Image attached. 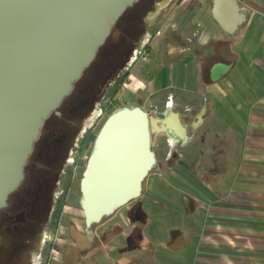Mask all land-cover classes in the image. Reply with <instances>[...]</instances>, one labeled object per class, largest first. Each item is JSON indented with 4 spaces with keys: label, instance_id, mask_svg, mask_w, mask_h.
I'll return each instance as SVG.
<instances>
[{
    "label": "rangeland",
    "instance_id": "1",
    "mask_svg": "<svg viewBox=\"0 0 264 264\" xmlns=\"http://www.w3.org/2000/svg\"><path fill=\"white\" fill-rule=\"evenodd\" d=\"M175 2L176 0H160L158 3H163L164 7L152 21L149 19V30L156 34L149 45V61H138L129 65L133 45L115 74L108 79L91 104L86 105V112L78 120L68 142L66 153L70 150V154L63 158L61 169L59 168L61 173L53 193L58 203L49 211L43 221L42 231L39 232V239L35 240L38 241L39 251L36 252L38 255L33 264H187L181 262L179 257L176 258L177 252L189 257L195 254L193 242L196 240L198 243L201 234L197 227L202 222L200 218L209 211L214 224L220 225L221 199L226 195L229 180L236 173L240 153L243 118L236 113V106L231 107L232 100L240 95L242 103L248 105V102L254 99L255 70L262 69L263 64L260 60L252 58L251 54L241 55L239 65L232 72L219 82L211 83L208 71L213 60L237 63L238 56L222 53L216 47H206L205 35L198 32L197 36H192L189 28L177 27L184 17L181 11L173 18L167 31L168 38L172 35L177 38L178 44L168 45L173 48H164L160 46L161 43L157 44L165 36L158 23L159 17L164 10L171 14ZM174 21L177 24H174ZM175 29L178 34L173 35L172 32L176 33ZM158 33L161 35L157 36ZM154 44L157 48H153ZM181 50L185 52L180 53ZM195 59H198L200 64H197ZM198 65H201V86L197 84ZM134 68H141L138 82L128 79ZM185 83L188 91L184 94L185 99H180L178 94L186 86ZM168 87L171 89H167ZM212 91L220 98L219 112L212 117L208 109L210 120L196 133L188 129L186 143L177 141L162 124V133H151V149L155 160L134 201H140L146 191L149 194H162L157 198L150 195L153 200H158V203L150 200V204L158 207L162 214L158 218L151 215L148 221L151 224L150 232L154 221H160L164 225L165 234L160 236V242L156 238L147 237V230L143 232L139 229L141 222L134 225L136 218L132 214L128 219L127 216L125 218L119 215L120 207L100 222H93L88 226L82 215L85 182L96 154L92 153L93 144L98 141L106 124L117 115L132 111L145 113L150 121L155 118L162 122L171 109L189 120L199 114L201 109H206L205 100L209 99ZM242 103L239 104L242 106ZM196 106L202 107L195 110ZM90 116L95 119L89 124L90 128H85ZM86 141H90L91 145L83 152ZM155 210L157 211V208ZM189 215H192L194 220H190ZM129 218L133 219V222H130ZM218 226H215L209 236V240L215 241L216 244L221 242V230L216 228ZM72 227L81 233L90 232L94 245L92 250L84 252L79 260L66 263V252L75 245L71 237ZM174 234H177V237L172 239ZM190 244H193L191 248L189 246L185 249ZM132 245L135 247L126 252L125 248L130 249ZM204 248L205 246L202 247ZM174 254H177V260L168 256ZM221 257L219 246H214L212 254H205L199 249V263L221 264L224 262Z\"/></svg>",
    "mask_w": 264,
    "mask_h": 264
},
{
    "label": "water",
    "instance_id": "2",
    "mask_svg": "<svg viewBox=\"0 0 264 264\" xmlns=\"http://www.w3.org/2000/svg\"><path fill=\"white\" fill-rule=\"evenodd\" d=\"M138 1L0 0V210L24 180L45 122L59 114L118 20ZM230 70L215 64L210 81Z\"/></svg>",
    "mask_w": 264,
    "mask_h": 264
},
{
    "label": "crops",
    "instance_id": "3",
    "mask_svg": "<svg viewBox=\"0 0 264 264\" xmlns=\"http://www.w3.org/2000/svg\"><path fill=\"white\" fill-rule=\"evenodd\" d=\"M226 1L176 0L173 12L167 14V10H164L158 20L160 29L164 30L165 36L157 44L161 43L160 46L164 48H173V46H168L172 45L171 43H174V45L178 44L177 38H174L172 35V39L170 37L168 38L169 35L167 34L169 33L167 31L173 18L182 13L181 15H184V17L182 18L183 20L181 19L178 22L179 25L174 21L177 27L189 28L192 36H197L198 32L201 35H205L206 47H216L222 53L226 52L227 54H236L238 56L237 63L224 62L220 59L213 60L208 71V78L212 67L217 63L231 65L229 73L232 72L239 65L241 55L251 54L252 58L254 57L256 60H260L263 64L262 69L255 70V80L253 81L254 99L252 98L248 102L249 104L247 103L248 105L242 103L243 100L240 99V95H237L232 100L231 107L236 106V113H239L243 118L241 121L240 153L236 163V173L229 180L226 195L221 199L222 212L220 227L214 224L208 211L206 215L200 218L202 222H199L200 224L197 226L201 234L198 243L196 240L193 242L196 248L195 254L190 255V257L179 252H177L178 255H168L174 259L175 255H177V259L180 258L181 262L183 261L187 264H205L206 262L199 263L198 261L199 249L203 250L205 254H212L214 246L220 247L221 258L224 261L221 264H264V0H229L235 8L232 7V11H229L225 5L222 7V3ZM221 7L223 10L220 16L221 11L219 9ZM174 31L176 33L172 32L173 35L178 34L176 29ZM166 38L170 41L166 40ZM153 48H157L155 44ZM175 55L177 54L175 53ZM195 60H197V64H200L198 59ZM138 67L140 66L138 65ZM140 69H132V73L128 79H133V81L137 82L140 81L138 78L141 74ZM197 84L198 86L202 85L201 65H198ZM185 85L181 89V93L178 94L180 99H183L185 92L188 91L187 84L185 83ZM167 89H171V87ZM219 99L215 91H212L209 99L205 100L206 109L203 124L196 131L192 130L191 125L199 114L188 120L186 117L184 119L181 113L176 112L185 126L186 135L188 129L196 133L205 126L210 120L208 118L210 111L212 117L215 113L219 112L218 108L221 106ZM240 102L242 106L239 104ZM202 106H196L194 109H200ZM242 109L244 111H241ZM156 194H149L146 191L141 196L140 201H134L135 199L130 200L126 205L120 207L119 215H123L125 218L127 216L126 219H128L130 214H132L136 218L133 224L136 225L138 222H141L139 229L143 232L147 230V237L152 239L156 238L160 242V236L165 234L163 232V230L165 231L164 225L160 221H154L150 232L149 225L151 224L148 222L151 215H155L158 218L162 214L159 212L158 207L150 204L152 201H155L151 196L157 198L162 195ZM157 201L156 199L155 202ZM143 202L146 203L144 204ZM155 208H157V211ZM189 218L190 220H194L192 215H189ZM130 222H133V219ZM215 226H218L216 228H220L221 230V242H218L219 244H216L213 240H209V236L212 235ZM175 237H177V234H174L172 239H175ZM193 244L187 245L185 249L189 246L191 248ZM203 246H205L204 249H202ZM130 247V249L125 248L126 252H130L135 246L132 245Z\"/></svg>",
    "mask_w": 264,
    "mask_h": 264
},
{
    "label": "bare ground",
    "instance_id": "4",
    "mask_svg": "<svg viewBox=\"0 0 264 264\" xmlns=\"http://www.w3.org/2000/svg\"><path fill=\"white\" fill-rule=\"evenodd\" d=\"M223 5L229 11L234 8L229 0L222 3V7ZM222 7L219 9L220 16ZM89 118L90 121L88 120L85 128H90L89 124L95 119L91 116ZM164 128L177 141L183 143L188 141L185 126L176 112L170 111L166 114ZM152 132L162 133L158 120L153 118L150 121L141 111L117 115L106 125L100 150L92 159V170L85 183L88 201L85 208V201L83 202L82 215L88 224L100 222L117 208L138 197L155 160L151 149ZM147 168L149 171L141 180ZM72 236L75 245L66 252L68 262H75L93 243V238L85 236L77 228L72 231Z\"/></svg>",
    "mask_w": 264,
    "mask_h": 264
},
{
    "label": "trees",
    "instance_id": "5",
    "mask_svg": "<svg viewBox=\"0 0 264 264\" xmlns=\"http://www.w3.org/2000/svg\"><path fill=\"white\" fill-rule=\"evenodd\" d=\"M160 0H139L128 8L118 20L113 33L97 53L95 61L84 72L82 78L74 84L70 96L64 100L57 113H53L45 122L38 142L34 145L29 164L33 165V174L37 177L53 178L59 172L62 155L48 151L43 145L59 140L64 134L68 135L78 118L86 110V105L94 100L103 89L108 79L118 69L128 50L143 31V20L146 14ZM118 37L115 38L114 34ZM126 79V77H125ZM98 139V138H97ZM86 141L83 152L91 145ZM98 141L93 144L95 153ZM79 163L82 165L81 161Z\"/></svg>",
    "mask_w": 264,
    "mask_h": 264
},
{
    "label": "flooded vegetation",
    "instance_id": "6",
    "mask_svg": "<svg viewBox=\"0 0 264 264\" xmlns=\"http://www.w3.org/2000/svg\"><path fill=\"white\" fill-rule=\"evenodd\" d=\"M158 4L157 2L154 8L148 12V16L144 18L143 31L137 38L132 51L135 49L136 43L141 38L144 31L150 29V20L154 18V13L156 12ZM148 25L149 27L147 28ZM117 77L119 78L120 75H117ZM91 102H89V104H91ZM171 110L174 111V109ZM80 118L76 120L73 129L68 135L64 134L59 140H55L52 144L45 143L43 146L46 147L48 151L52 150L56 154L60 153L62 158L67 154L69 155L70 150L66 153L68 142ZM160 124L164 127V121L159 122L158 120V125L160 126ZM33 169V165H30L28 162L24 171V180L19 188L9 195L7 206L0 210V264H33V261L36 260L38 255L36 252L39 251L38 241L35 240L37 238L39 239V232L42 231L44 225L43 221L46 219L49 211L58 203L56 196L53 197V193L55 190V183L57 184L58 175H60L61 171L59 170L58 174L53 178H44L42 176H35L33 174ZM71 237L73 239L72 235ZM93 245L92 243L88 251L92 250ZM82 254H84V252L79 255L77 260L81 258ZM65 262L68 263L66 259Z\"/></svg>",
    "mask_w": 264,
    "mask_h": 264
},
{
    "label": "built area",
    "instance_id": "7",
    "mask_svg": "<svg viewBox=\"0 0 264 264\" xmlns=\"http://www.w3.org/2000/svg\"><path fill=\"white\" fill-rule=\"evenodd\" d=\"M163 7H164L163 3H160L157 5L156 12L154 13V18L156 17V15L158 13H160V11L162 10ZM155 35H153L150 30H146L142 34L141 38L139 39V42L136 44L135 49L131 53L132 56H131V59L129 60V65H130V63H135L138 61H142V62H148L149 61V59H150V55L148 52L149 51V45L152 42ZM160 35H161L160 33L157 34V36H160ZM184 52H185V50H181L180 53H184ZM170 111L173 112L172 110H170ZM204 116H205V108L200 110L199 115L196 117L193 124L191 125L192 130L196 131L203 124V117ZM165 120H166V117H165ZM73 230H74V227H72L71 235H72ZM83 234H85V236H87V237H89V236L91 238L93 237L90 235V232H88V231L83 233Z\"/></svg>",
    "mask_w": 264,
    "mask_h": 264
}]
</instances>
